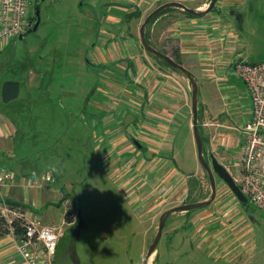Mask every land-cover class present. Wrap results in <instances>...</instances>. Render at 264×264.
<instances>
[{
	"label": "rangeland",
	"instance_id": "374dc122",
	"mask_svg": "<svg viewBox=\"0 0 264 264\" xmlns=\"http://www.w3.org/2000/svg\"><path fill=\"white\" fill-rule=\"evenodd\" d=\"M109 1L43 0L36 31L13 38L0 52V111L12 115L18 144L17 156L6 152L2 162L28 176L26 186L39 183L40 175L50 172L55 177L51 184L64 187L68 194L58 197L43 182L39 200H33L31 191L28 200L22 199L20 186L10 188L5 198L9 211L0 213L5 220L1 228L8 232L0 236V254L4 248L10 250L7 261L0 259V264H143L141 245L146 252L159 216L171 207L205 200L211 194L193 136L191 83L185 74L147 52L140 41L139 27L155 8L148 0H116L128 13L121 17L108 10L119 18L117 25L110 26L111 21L104 24L101 19V3L111 6ZM204 1L200 10L208 6L209 0ZM99 27L110 28L106 33L118 29V41L108 47L115 65L107 76L111 80L108 91L139 112L135 114L141 118L138 126L131 121L134 114L126 124L116 118V110L125 108L124 104L103 108V64L95 63L97 55L93 54ZM144 34L149 45L184 65L200 83L197 123L203 156L209 164L210 154L221 164L230 159L223 165L233 177L238 176L233 164L241 138L237 127L248 112L249 103L241 100L242 93L248 92L233 67L229 75L226 72L234 57L264 59V0H217L203 16L169 6L146 24ZM127 51L135 62L161 72L156 84L164 82L161 78L173 81V75L181 76L177 80L181 84L187 82L185 110L182 94H168L176 110L180 108L178 114L167 117L150 100L159 85L149 89L130 85L135 73L134 69L129 73ZM7 80L20 84L19 95L10 105L2 98ZM228 82L236 88L227 87ZM217 85L226 87L219 90ZM109 112L108 119L100 118ZM106 124L108 129L117 124L115 131L123 126L145 135L150 140L147 151L131 147L119 162V153L111 151L105 168L98 162L95 141L104 138ZM214 178L216 194L208 205L167 216L150 264H264V209L248 199L247 208L243 207L215 173ZM72 196L77 198L83 220L76 232L74 226L65 229L66 222L55 224V216L49 214L50 209L60 207L65 221H76ZM13 219L20 227L36 228L31 238L13 233L8 223ZM42 226L54 227L60 234L53 252L37 237Z\"/></svg>",
	"mask_w": 264,
	"mask_h": 264
},
{
	"label": "crops",
	"instance_id": "0c3cea01",
	"mask_svg": "<svg viewBox=\"0 0 264 264\" xmlns=\"http://www.w3.org/2000/svg\"><path fill=\"white\" fill-rule=\"evenodd\" d=\"M137 1H141V0H137ZM168 1H179V2H182L183 4H185L188 7L196 8V9H201L202 5L205 4L204 0H148L147 2H149L148 3L149 6H153V8H156L160 4L168 2ZM109 2H111V6H107L106 3H101L102 4L101 8L103 9V11L101 13H102V16L104 17V18L101 17V19H102L104 24H106L105 20H108V21H111L109 23L110 26L112 24L115 26V25H117L119 23V18L117 16H112L111 14H109L108 10H114L115 12H118L119 16L122 17L124 14L128 13V9H127V7L119 6L117 4L116 0H110ZM120 10L122 12H120ZM98 29H99L100 32L98 33V38L96 40V43L93 44V52H95L93 54L97 55V56L94 57L95 63H102L103 64V68L101 70V76L104 78V83H105V89H104L103 93H104V98H105V102H106V103H104L103 108L105 110L106 109L110 110V109H114V108L117 109V108H120V107L122 108V104H124L125 108L116 110V114H117L116 118H119L122 121H125V124H126L130 120L129 116L131 115V117H132V114H134V116L131 119V121H133V123H137L135 125L138 126L139 125L138 123L140 122L141 118L139 119L138 115H135V114L139 113V112L136 111V110H132L130 107H128L129 104L127 105L125 102H122L119 98H117L115 96H112L110 94L112 92L108 91V88L110 87V84H111V80H109L107 78V76L110 74V72L114 71L113 68L115 66V65H113L114 62L108 56L109 55L108 47L113 42H117L118 41L117 34H116L117 33L116 31H118V29H115V31L113 33H106V31L110 29V28L107 29V27H106L107 30H103V29L100 30V27ZM132 55L133 54L130 51H127L124 54V56L126 58L128 57L127 65L129 66L128 67L129 73L131 72L132 69H134V73H135L133 75V79H132V76L130 78V81H132L130 83V85L137 83V84H139L141 86L143 85L144 89H149L151 86L153 88L154 85H159L158 86L159 92H157L156 94L152 95L150 100H151V103H153V106L155 108H157L158 110H161L162 113L164 115H166L167 117L174 116V115L178 114L177 110L180 108V106H179L178 109L176 110V107H175V105H172L171 98H169L168 94H171V93L172 94H174V93L182 94V96H183L182 100H183V103H184V106H182V108H184V110H185L186 104H187V102H185V99H186V96H187L186 90L188 89L187 82H185L186 84L183 85V84H181V82L177 81V80L181 81V76L179 78L178 76L173 75L174 76L173 77V81L177 82L178 86L171 79H167V78H161V79L164 80V82L163 81L162 82L158 81V83L156 84L155 80H157L156 79L157 77H161L160 76L161 72L158 71V69H156V68L149 69L147 67H144L142 64L138 63V61L135 62L132 59ZM122 56H123V54H122ZM235 58L236 57H234V59ZM234 59H232V60H234ZM232 60H229V63H228L229 65L227 66V72L226 73L228 75H229V73L231 71V68H232L231 64H230V62ZM159 69H161L162 71L164 70L163 68H159ZM164 74L169 76L168 73L164 72ZM117 79H118V81H120V77L119 76H118ZM228 81H229V79H228ZM197 83H198V81H197ZM220 87H221V85L220 86L217 85L218 89ZM225 87L226 86H223L221 88H225ZM227 87L236 88L233 84H231L229 82H228ZM132 88H133V86H132ZM200 88H201V86H200V83H199L198 84V92H200ZM19 90H20V86H19ZM134 90H135V88H134ZM247 92H248V90H247ZM18 95H19V92H18ZM242 95H243V97H242L241 100L244 101L243 104H247L248 105V103H249L248 112L245 115H243V117H242V118H244L243 120H245L246 118H248L251 115L252 109H251V102H250L249 94L248 93L247 94H243L242 93ZM244 96H247V97H244ZM16 98L7 101L6 102L7 105H10ZM199 102H201L200 99H198V103ZM96 104H99V103H96ZM100 104H102V103H100ZM172 107H175V108H172ZM137 108L141 110L140 106L139 107L137 106ZM174 109L176 111H174ZM110 114H112V113L111 112L105 113L100 118L102 120H106V119H108ZM117 124H119V123H117ZM117 124H115L113 126V129H111V128L108 129L107 128V124H106L105 129L102 130V133L104 134V138L98 137V138H96V141H95V148H96V150H97V147L99 149L98 162H100V164L104 163L105 164V168L107 166L106 159L108 158V155L110 154L111 151H116V152L119 153V158H117V161L119 162V161H123L124 160L122 155L128 156V151L131 149V147H134L132 145L131 141L129 140V135H130L129 130H131L133 132V134H135L137 137H140L139 140L143 141V145L145 144L144 146H146L147 142H150V140L145 135H140V134L138 135L133 130V128L130 129V127H123V126L121 127V126H119L121 129L115 131L116 130L115 126ZM129 125H131V124H129ZM108 126H110V125H108ZM120 131H121V133H120ZM16 134H17V130H16V126H15V121L12 119V115H8L7 112L3 113V112L0 111V160L4 159V156H5L6 152L11 153L12 155L16 154V156H17L18 152H16V150H17L16 148L18 147V144H16V142L14 140V136ZM229 134L231 135V133H229ZM222 145L224 147H226V145H224V143ZM224 159H226V158H224ZM224 161H229L230 162L231 160L230 159H228V160L226 159ZM224 161L221 160V162L223 164H224ZM125 164H127V163L125 162ZM15 176H16V181L13 184V187L20 186L22 188V191H21V194L23 196L22 199H25V198L27 199L28 198V200H29V196H27V194L30 195V191H31L32 196L34 198L33 200H36V199L39 200L40 193H41L40 186H42V184H40L38 186H34V185L26 186L27 184L25 182L28 181V178H27L28 176L19 174L18 172L17 173L15 172ZM24 180H26V181H24ZM46 184H48V183H46ZM49 185H51V187H52L51 189L56 192L55 194H57L58 197H60L61 193H65L68 196V194L64 190V187L60 186V188H57L56 186H54L51 183H49ZM30 187L34 188L33 191H32V188H31V190L29 189ZM23 193L26 194V195H24ZM24 196H26V197H24ZM62 204L66 207L67 204H68V201L64 200L62 202ZM54 205H57V204L54 203L52 206H54ZM52 206H51V208H52ZM58 209H59V211H58ZM50 211L51 212L49 214L55 216V218H54L55 224L65 223L66 222V228L65 229H67V228H69L71 226H74V223L76 221L71 219V218H68V220L65 221V219L62 217V214L60 213V211H61L60 207L57 208V209L56 208H52V209H50ZM69 215L70 214H68V216ZM69 217H71V216H69ZM141 248H142L143 254H145L146 252H145L144 244L141 245ZM9 250H10L9 247L2 249V253L0 254V259L2 260V262H6L7 261L8 257H9V255H8V253H9L8 251Z\"/></svg>",
	"mask_w": 264,
	"mask_h": 264
},
{
	"label": "built area",
	"instance_id": "2783aa9c",
	"mask_svg": "<svg viewBox=\"0 0 264 264\" xmlns=\"http://www.w3.org/2000/svg\"><path fill=\"white\" fill-rule=\"evenodd\" d=\"M32 19L30 0H0V52L8 42L30 27ZM230 64L247 85L252 108L251 115L237 127L241 138L236 144L238 154L233 164L238 168V176L232 177L245 197L264 209V59L247 61L239 57ZM15 181V172L0 160L1 215L9 211L5 198L9 196ZM43 182L53 183L55 177L50 172H44L40 175L39 183L30 182L29 185L38 186ZM11 221L8 222L9 226ZM25 229V237L27 234L28 239L36 230L31 225ZM59 235L50 226H42L37 230V237L43 240L49 252L54 251Z\"/></svg>",
	"mask_w": 264,
	"mask_h": 264
},
{
	"label": "water",
	"instance_id": "95a60500",
	"mask_svg": "<svg viewBox=\"0 0 264 264\" xmlns=\"http://www.w3.org/2000/svg\"><path fill=\"white\" fill-rule=\"evenodd\" d=\"M216 1L217 0H209L208 6L204 10L188 7L179 1H168V2L162 3L159 6H157L155 9H153L144 18L143 22L141 23L139 27V37H140V41L144 49L150 54H152L153 56L162 59L164 62H166L171 67L185 74L191 83L192 130H193L194 141H195V145L197 149V158L201 166L207 171L210 182H211V194L208 199L201 200V201H195L191 203H183V204L167 209L160 215L158 225H157V231L145 253V256L143 258V264H148L151 255L156 250V246L161 236L162 229L165 224L166 218L170 213L175 212V211H185V210H190L193 208L204 207L208 205L214 199L215 194H216L214 173L228 185V187L232 190L233 194L235 195L236 199L240 202V204L243 207L247 208V198L241 192L240 188L235 183L234 178L228 172L226 167L223 164L219 163L218 160L212 154H210V164L203 156L202 137H201V133L198 128V123H197L198 121V112H197L198 83H197L196 77L184 65H182L181 63L172 59L170 56L166 55L165 53H162L161 51L149 45L146 40L145 34H144V28L146 24L150 21V19L155 17L159 12H161L163 9L169 6H180L187 13L193 14L195 16H203L204 14H206L208 11L211 10V8L213 7ZM42 2L43 0H34L33 9H32L33 10L32 24L27 30H25L24 32L18 35L19 38H23L28 33L36 31L37 27L40 24ZM131 141L138 149L143 148L142 144L137 138L133 137ZM74 208L76 210V216H77V220L74 223V232H76L79 230V228L82 226V223H83L80 206L78 205L77 198H75L74 200Z\"/></svg>",
	"mask_w": 264,
	"mask_h": 264
},
{
	"label": "trees",
	"instance_id": "16d2710c",
	"mask_svg": "<svg viewBox=\"0 0 264 264\" xmlns=\"http://www.w3.org/2000/svg\"><path fill=\"white\" fill-rule=\"evenodd\" d=\"M162 11H164V9ZM162 11L159 12L155 17H157L160 13H162ZM188 14H190V13H188ZM190 15H193V14H190ZM155 17L151 18L150 20H153ZM19 86H20L19 85V82L16 81V80H7V81H5L3 83V86H2V94H3V97L2 98H3V100L7 102V101H9L11 99L16 98L18 96ZM2 224H5V220L2 217H0V236L2 234L8 233V232H6V230L4 231L1 228V225ZM11 226L13 228V233L15 235L25 237V231H26V229H25L24 226L23 227H20L18 220L13 219L11 221Z\"/></svg>",
	"mask_w": 264,
	"mask_h": 264
},
{
	"label": "flooded vegetation",
	"instance_id": "af4514ba",
	"mask_svg": "<svg viewBox=\"0 0 264 264\" xmlns=\"http://www.w3.org/2000/svg\"><path fill=\"white\" fill-rule=\"evenodd\" d=\"M30 2H31V6L33 7V3H34V0H30ZM32 21H33V19H32ZM32 24V23H31ZM31 26V25H30ZM133 137H135V138H137L138 140H139V138L135 135V134H130L129 135V140L131 141V139L133 138ZM140 141V140H139ZM131 143H132V145L135 147V145L133 144V142L131 141ZM140 143L142 144V146H143V148H141V149H138V150H140L141 152H146L147 151V148L143 145V143L140 141ZM74 200H75V198H74V196H72L71 197V205H72V207L74 208ZM74 211H75V213H76V210H75V208H74ZM159 218H160V216H159ZM76 220H77V216H76ZM159 220V219H158ZM150 260V259H149Z\"/></svg>",
	"mask_w": 264,
	"mask_h": 264
},
{
	"label": "bare ground",
	"instance_id": "6f19581e",
	"mask_svg": "<svg viewBox=\"0 0 264 264\" xmlns=\"http://www.w3.org/2000/svg\"><path fill=\"white\" fill-rule=\"evenodd\" d=\"M148 264H150V260H149Z\"/></svg>",
	"mask_w": 264,
	"mask_h": 264
}]
</instances>
